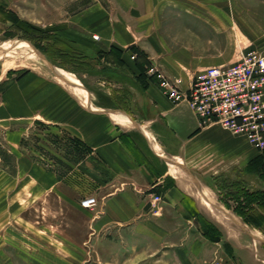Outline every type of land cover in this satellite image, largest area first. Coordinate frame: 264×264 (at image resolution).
Instances as JSON below:
<instances>
[{"label":"crops","instance_id":"obj_1","mask_svg":"<svg viewBox=\"0 0 264 264\" xmlns=\"http://www.w3.org/2000/svg\"><path fill=\"white\" fill-rule=\"evenodd\" d=\"M228 1L104 0L61 36L91 51L117 50L137 77L140 70L131 65L136 52L144 68L181 80L180 88L187 90L197 72L232 64L243 48L262 38L264 16L241 8L248 0ZM23 80L7 88L0 100V140L5 146V154H0V213L29 199L26 177L31 168L19 146L22 126L39 121L72 136L99 162H87L85 168V179L93 187L85 198H94L96 206L83 210L77 203L84 222L83 245L95 249L118 244L124 252L129 248L134 254L127 264H238L234 257L238 249L249 246L247 234L227 220L237 219L216 203L214 181L231 179L237 170L247 173L253 152L243 140L217 126L201 128L189 106L173 105L157 82H149L134 100L141 114L137 118L90 100L82 103L43 78ZM15 153L21 156L16 180L7 173L4 160ZM171 174L185 178L192 195L172 183ZM45 176L41 191L59 195L62 203L66 196L59 189L61 182L50 173ZM186 195L224 229L227 238L212 240L198 232L182 205ZM154 197L160 201L154 204ZM251 241L258 249L260 243ZM78 246L71 242V249L77 251Z\"/></svg>","mask_w":264,"mask_h":264},{"label":"rangeland","instance_id":"obj_2","mask_svg":"<svg viewBox=\"0 0 264 264\" xmlns=\"http://www.w3.org/2000/svg\"><path fill=\"white\" fill-rule=\"evenodd\" d=\"M103 1L0 0V100L13 83L25 77H38L39 81L43 78L62 86L82 103L90 100L107 106L111 112L124 110L137 118L141 116L134 100L149 82H157L156 76L147 74L153 67L144 68V79H140V74L134 76L121 62L117 50L111 48L105 52L99 48L91 51L61 36L64 30L85 20L89 10ZM241 8L249 11L248 14L264 16V0H248ZM260 35L259 43L243 50L264 52V28L260 29ZM139 56L133 52L132 66ZM7 63L12 67L6 68ZM22 127L24 135L19 153L30 163V173L26 177L30 181L29 199L15 203L8 213H3L5 210L0 213V264H127L134 254L129 248L124 252L115 244L109 248L97 245L93 249L81 242L85 239L84 222L76 210L77 203L79 205L93 188L85 179L86 163L99 162L89 156L81 143L60 129L48 128L39 121ZM132 134L139 138L134 130ZM252 152L253 160L248 164L246 174L237 170L231 179L214 181L218 187L215 189L216 203L253 234L257 231L260 235L257 236L260 241L254 240L260 243L258 249L252 247L247 235L249 246L246 250L238 249L234 257L238 264H264V150L252 148ZM0 154H5L2 140ZM20 157L18 153L4 156L9 165L7 173L15 180ZM41 168L47 172L43 173ZM49 173L61 182L59 189L66 196L62 203L58 200L59 195L41 191V179ZM171 175L172 183L192 195L185 178ZM182 205L190 212L193 225L200 234L203 235L199 217L208 223L209 239L227 238L224 229L198 208L192 198L186 195ZM71 242L79 244L77 251L71 249ZM228 242L234 245L232 240Z\"/></svg>","mask_w":264,"mask_h":264},{"label":"built area","instance_id":"obj_3","mask_svg":"<svg viewBox=\"0 0 264 264\" xmlns=\"http://www.w3.org/2000/svg\"><path fill=\"white\" fill-rule=\"evenodd\" d=\"M162 94L173 104L186 103L201 128L217 126L243 140L252 148L264 150V52L242 51L228 66L208 67L197 72L187 90L181 80L173 82L156 69ZM159 197L153 198L158 203ZM94 198L79 202L83 210L96 206Z\"/></svg>","mask_w":264,"mask_h":264},{"label":"trees","instance_id":"obj_4","mask_svg":"<svg viewBox=\"0 0 264 264\" xmlns=\"http://www.w3.org/2000/svg\"><path fill=\"white\" fill-rule=\"evenodd\" d=\"M121 62L124 64L123 61H121ZM135 64H136L137 68H139V70H140V71H139V72H140L139 78H140V79H144V78H143V74L145 73V71H144V65H142V63H141L140 61H138V59L136 60ZM124 65H125V64H124ZM145 82H146V81H145ZM147 83H148V81H147ZM115 106H116L118 109H122V108H120V107L117 106V105H115ZM109 108H111V106H110ZM198 223H199V227H200V230L202 231L203 235L206 236V237H208V238H210V237H209V232H210L211 230H210V228H209V226H208V223L205 222L204 220H202L201 217L198 218Z\"/></svg>","mask_w":264,"mask_h":264},{"label":"water","instance_id":"obj_5","mask_svg":"<svg viewBox=\"0 0 264 264\" xmlns=\"http://www.w3.org/2000/svg\"><path fill=\"white\" fill-rule=\"evenodd\" d=\"M228 217H229V215H228ZM229 219H230V217H229ZM236 225H238L240 228H241V230L243 231V232H245L249 237H250V239H252V240H258V241H260L259 240V238L257 237V236H255V234H253L247 227H245L242 223H240L239 221H237V220H235V219H231Z\"/></svg>","mask_w":264,"mask_h":264},{"label":"bare ground","instance_id":"obj_6","mask_svg":"<svg viewBox=\"0 0 264 264\" xmlns=\"http://www.w3.org/2000/svg\"><path fill=\"white\" fill-rule=\"evenodd\" d=\"M10 65V63L5 64V67L7 68ZM11 66V65H10ZM12 67V66H11ZM9 68V67H8Z\"/></svg>","mask_w":264,"mask_h":264}]
</instances>
